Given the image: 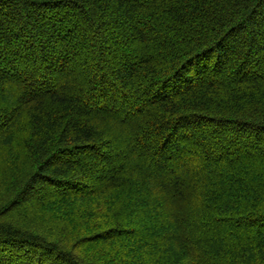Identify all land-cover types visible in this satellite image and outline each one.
<instances>
[{
  "label": "trees",
  "instance_id": "trees-1",
  "mask_svg": "<svg viewBox=\"0 0 264 264\" xmlns=\"http://www.w3.org/2000/svg\"><path fill=\"white\" fill-rule=\"evenodd\" d=\"M0 264H264V0H0Z\"/></svg>",
  "mask_w": 264,
  "mask_h": 264
}]
</instances>
